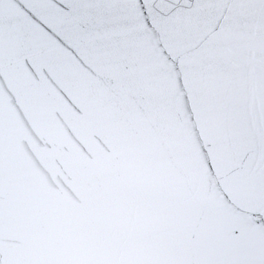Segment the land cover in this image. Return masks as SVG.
Wrapping results in <instances>:
<instances>
[{"label": "snow or ice", "instance_id": "snow-or-ice-1", "mask_svg": "<svg viewBox=\"0 0 264 264\" xmlns=\"http://www.w3.org/2000/svg\"><path fill=\"white\" fill-rule=\"evenodd\" d=\"M0 264H264V0H0Z\"/></svg>", "mask_w": 264, "mask_h": 264}]
</instances>
